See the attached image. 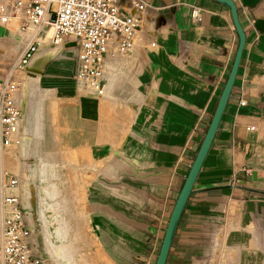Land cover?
Masks as SVG:
<instances>
[{
    "label": "crops",
    "instance_id": "0c3cea01",
    "mask_svg": "<svg viewBox=\"0 0 264 264\" xmlns=\"http://www.w3.org/2000/svg\"><path fill=\"white\" fill-rule=\"evenodd\" d=\"M235 1L246 34L244 48L218 127L177 222L165 264H207L211 228L223 222L226 201L229 205L240 202L242 206L239 216L244 230L228 236V241L239 248V264L241 251L258 257L250 244L259 243L258 236L252 233L254 226L259 228L256 219L263 224L259 229H264V194L242 186L264 189V33L253 25L257 16H264V0L253 7ZM148 2L136 47L125 65L116 68L131 75V79L117 82L118 73L106 74L112 98L108 94L105 98L79 93L72 84L76 46L69 56L63 53L65 47H52L51 43L41 47L32 60L29 70L33 75H27L23 90L25 105L27 85L45 86L26 124L23 121L21 140L60 138V142L70 144L79 158L77 147L90 149L82 162L92 170L110 160L105 171L118 173L122 163L109 159L110 155L133 167L132 172L118 174L115 182H109L101 172L106 180L95 179L100 186L99 202L87 203L91 217L93 212L102 210L107 218L101 222L116 224L118 229L111 234L107 227L100 240L109 258L118 264H141L143 259L144 264L154 263L170 210L206 131L238 41L228 7L216 0ZM194 7L198 8L199 19L191 14ZM12 39V32L0 25V43ZM150 41L155 45L150 46ZM0 53L4 55L5 50L0 48ZM61 62H67L66 71ZM47 92L52 93L51 98ZM239 98L246 102L239 104ZM121 103L132 110L131 119L120 113L121 106L117 105ZM53 122L56 125L50 124ZM249 123H254L255 129H246ZM107 124L113 128L110 138L102 130ZM52 127H58V132ZM227 183L232 185L204 188ZM109 188L116 195L108 193ZM88 193L93 195V191ZM128 220L138 227L142 223L144 230L136 229V240L123 247L119 225ZM243 233L249 241L246 248L239 237ZM140 237L148 240L147 244L142 245ZM260 264H264V259Z\"/></svg>",
    "mask_w": 264,
    "mask_h": 264
},
{
    "label": "built area",
    "instance_id": "2783aa9c",
    "mask_svg": "<svg viewBox=\"0 0 264 264\" xmlns=\"http://www.w3.org/2000/svg\"><path fill=\"white\" fill-rule=\"evenodd\" d=\"M149 6L148 0H0V25L12 36L17 34L21 45L17 59L0 65V146L17 143L24 121L20 102L22 72L33 75L26 64L39 48L50 43L76 46L72 79L77 88L82 87L87 95L104 96L109 91L106 74H119L116 68L124 66L134 51L142 15ZM191 14L199 19L198 8L194 7ZM13 22L16 24L11 26ZM245 102L244 98L238 99L239 104ZM245 128L253 130L255 124ZM0 182L4 187L0 196V264H45L32 246L19 177L3 172ZM226 203L223 222L211 228L207 264H239V248L228 241V236L244 230L239 216L242 206L240 202ZM256 223L260 229L263 227L259 219Z\"/></svg>",
    "mask_w": 264,
    "mask_h": 264
},
{
    "label": "rangeland",
    "instance_id": "374dc122",
    "mask_svg": "<svg viewBox=\"0 0 264 264\" xmlns=\"http://www.w3.org/2000/svg\"><path fill=\"white\" fill-rule=\"evenodd\" d=\"M15 24L13 22L10 25L13 26ZM12 40V42L0 43V48L5 50L4 55L0 53V62H2L0 65H5L12 59H17L18 50L21 47L18 35L14 34ZM64 47V55L72 56L74 52L73 46ZM37 52L26 65L29 72H32L29 67ZM67 58L66 60H69V57ZM61 67L64 68L63 71H66L68 69L67 62H61ZM22 75L23 79L20 87L24 89L28 80L27 75L30 74L25 73L23 70ZM72 84L76 86L75 82H72ZM44 87L41 83L32 84L30 87L26 86V93H24L25 105L21 104L23 106L25 124L30 111L38 100L41 88ZM56 88L58 90L57 86ZM82 92L80 91L81 94H85L84 90ZM47 94L48 98L52 97V93L47 92ZM122 105L123 103L117 105L121 106L119 110L123 114L121 115L131 119L132 110L126 105ZM56 122L50 124L56 125ZM107 125L108 127L106 126L102 130L110 138L114 135H110V131L113 128L111 127L112 125ZM52 128L55 133L58 132V127ZM21 133L22 130L17 137L15 145L6 148L0 146V177L3 172H6V176L17 174L19 177V191L22 190L21 201L30 220L29 225L34 251L42 257L45 264H118L114 258H109L108 250L104 246V242L102 243L100 240L102 232L106 231L107 227L111 234L115 232L118 229L116 224L102 223V218L106 217L102 210L93 212L91 217L87 209V203L91 201L99 202L97 199H99L100 186H97L95 179L106 180L104 177L108 176L109 182H115L118 174L123 171L125 173L132 172L133 167L125 164L118 157L110 155L109 159H116L122 163L120 168L117 169L118 173L110 174L105 171V164L110 160L103 161L101 166H99L100 169L92 170L82 162L86 155L90 154V149L77 147L79 149V158L73 148L69 146L70 144L60 142V138H57V140H21ZM101 172L104 173L103 178L100 175ZM51 188L57 190L55 197L48 195L46 192L51 190ZM3 189L4 187L0 182V196ZM111 190L109 188L108 193H117ZM89 191H93L92 196L88 193ZM133 222L128 220V222L119 225V235L122 236L123 247H127L126 244H131L132 241L136 240V229L144 230L142 223L141 227H138L137 223L134 224ZM64 225L68 226V234H66L65 239H62L57 233ZM252 233L256 234L259 239L257 245L254 242L250 244L252 246L251 250L256 251L258 257L251 252L242 253L241 251L240 264H253V262L260 264L261 260L264 259V229L260 230L254 226ZM245 234L243 233L239 236L244 248L249 242ZM140 239L142 245L147 244L148 240L142 237ZM109 241L114 242L112 239H109ZM64 251L67 254L66 257L70 259L69 263L65 260ZM143 260L141 264H144Z\"/></svg>",
    "mask_w": 264,
    "mask_h": 264
},
{
    "label": "water",
    "instance_id": "95a60500",
    "mask_svg": "<svg viewBox=\"0 0 264 264\" xmlns=\"http://www.w3.org/2000/svg\"><path fill=\"white\" fill-rule=\"evenodd\" d=\"M225 6L228 7L230 15H231V20L233 23V26L236 30L237 36H238V41L237 45L235 48L234 56L231 61L227 76L224 80L222 89L219 93L214 111L212 113V116L209 120V123L207 125L206 131L203 135V138L200 142V145L196 151V154L188 168L187 174L184 178V181L178 191V194L174 200V203L172 205V208L169 213V217L164 229V233L159 245L158 253L156 255L154 264H165L167 254L169 251V248L172 243V239L175 233V228L177 225V222L179 220L180 214L183 210V207L186 203L187 197L189 193L193 190V184L196 179V176L198 174V171L201 167V164L206 156V153L211 145L212 139L214 137L215 131L218 127L220 117L222 115V112L225 108V105L227 103V100L230 95V91L234 82V79L237 74L238 66L240 63L242 51L244 48V43H245V30L240 22L239 15H238V5L235 0H216ZM260 0H240V3L253 7L255 6ZM254 27L259 30L260 32L264 33V16H257L254 19L253 22ZM74 44V43H72ZM33 74V73H32ZM252 176L255 178L256 172H252ZM231 183L227 184H219V185H212V186H207L204 187L206 188H216V187H222V186H231ZM243 188L253 191V192H259L261 194H264V189H257V188H251L247 186H242ZM203 188V189H204Z\"/></svg>",
    "mask_w": 264,
    "mask_h": 264
},
{
    "label": "bare ground",
    "instance_id": "6f19581e",
    "mask_svg": "<svg viewBox=\"0 0 264 264\" xmlns=\"http://www.w3.org/2000/svg\"><path fill=\"white\" fill-rule=\"evenodd\" d=\"M50 33V31L48 32V34ZM46 46H50V45H45V46H42V48H44V47H46ZM52 47H64V46H62V45H60V44H58V45H53ZM42 48H39L37 51L39 52ZM36 51V52H37ZM35 52V53H36ZM37 52V53H38ZM34 53V54H35ZM33 54V55H34ZM33 57V56H32ZM32 57H31V59H32ZM31 59L29 60V61H31ZM135 61H136V59H134ZM132 62V61H131ZM28 64V63H27ZM26 64V65H27ZM132 67V66H131ZM127 68H128V66H127ZM130 68V67H129ZM119 71V77H118V79H117V82L119 81V80H125V81H127L128 79H131V75H128L126 72H124V71H121V70H118ZM129 72H130V70H129ZM118 75V74H117ZM115 79H116V77H115ZM111 86V85H110ZM21 88V87H20ZM21 90V93H20V102H21V104H22V102H23V88H21L20 89ZM79 90L82 92L83 91V89H82V87H80L79 86ZM109 91H110V88H109ZM109 91L107 92V94H108V96L110 97V98H112V95H110L109 94ZM80 93V92H79ZM83 93V92H82ZM138 94V93H137ZM134 95V94H133ZM143 95V94H142ZM107 96V97H108ZM138 96V95H137ZM105 97V96H104ZM139 97V96H138ZM141 97V96H140ZM106 98V97H105ZM100 99H101V97H100ZM102 99H104V98H102ZM135 99V98H134ZM139 101V100H138ZM50 187H52L51 185H50ZM53 188H55V187H53ZM53 188H51V190H48V191H46L47 192V194L48 195H50V196H56L57 195V190H55V189H53ZM53 198V197H52ZM1 213V212H0ZM65 226V227H64ZM63 227H61V229H59L58 230V233H57V235L60 237V238H62V239H65V236H66V234H68V226L67 225H64ZM61 239V240H62ZM65 241V240H64ZM70 245V244H69ZM71 246V245H70ZM67 251V250H66ZM73 251V250H72ZM68 252H71V251H68ZM70 256H71V254L70 253H68ZM63 255H65L64 257H65V260L66 261H68V263H69V261H70V259L69 258H67L66 256H67V254L65 253V251H64V254ZM68 255V256H69ZM73 255V254H72ZM72 258V257H71Z\"/></svg>",
    "mask_w": 264,
    "mask_h": 264
}]
</instances>
